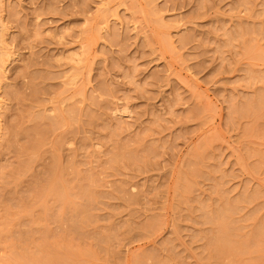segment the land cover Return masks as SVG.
Segmentation results:
<instances>
[{
    "label": "rangeland",
    "instance_id": "1",
    "mask_svg": "<svg viewBox=\"0 0 264 264\" xmlns=\"http://www.w3.org/2000/svg\"><path fill=\"white\" fill-rule=\"evenodd\" d=\"M1 5L0 264H264V0Z\"/></svg>",
    "mask_w": 264,
    "mask_h": 264
},
{
    "label": "bare ground",
    "instance_id": "2",
    "mask_svg": "<svg viewBox=\"0 0 264 264\" xmlns=\"http://www.w3.org/2000/svg\"><path fill=\"white\" fill-rule=\"evenodd\" d=\"M4 1V0H3ZM1 3H2V0H0V8L2 7L3 8V6L1 5ZM1 8V9H2ZM3 10V9H2ZM6 16V15H5ZM3 17L4 16H1L0 15V90H2V93H3V95L4 96H9V97H12L13 99H15L16 100V98L18 97V95H17V92L16 93H14L13 91H11V92H9V90L8 91H6L5 89L6 88H4V87H6V82H4V80H6L5 78H6V74H7V71H8V65H9V63H10V58H11V56H12V53H11V51H10V48H9V45L7 44V41L8 40H6V33H5V31H6V28L8 29V27L7 26H5L3 23H4V21L5 20H3ZM6 18H7V16H6ZM8 20V19H7ZM6 23V22H5ZM23 40V39H22ZM31 84V83H30ZM31 86H32V84H31ZM3 88H4V90H3ZM37 89V88H36ZM13 92V93H12ZM33 94V93H32ZM37 94V92L35 93V95ZM1 97V96H0ZM34 98H36V96H33ZM3 103H5V101L4 102H2L1 100H0V108L2 109V106H4V105H2ZM56 106H54L52 109H49V110H52V111H54L53 109L55 108ZM4 109H6V108H4ZM5 111V110H4ZM46 111V110H45ZM5 114V113H4ZM44 116V115H43ZM8 117V116H7ZM56 117H58V116H56ZM54 119H55V117H54ZM53 119V117H52V120L50 121V122H52V123H49L48 124V126L51 128V127H53V125L55 124V123H57L58 124V121H53L54 120ZM6 123V122H5ZM4 123V124H5ZM43 124V123H42ZM7 125V124H6ZM8 126V125H7ZM19 130H20V127L18 126V124H16V123H9V126L7 127V128H5V130H4V132H3V130H2V132L3 133H0V140L1 141H3V142H0V155H4L5 154V152H11V148H12V146L15 144L16 146H19V148H17V150L19 151V155H18V157L16 158V161H14V163H8V171H3V172H1V175H0V207L2 208V203H4L5 201H7L6 200V194H7V192L9 193V192H11L12 191V189H11V187L10 188H8V185H12V183H13V186H15L16 184H18V183H16L18 180H19V178H21V176H23L24 174H27V172L31 169V167H33L32 166V163H34L33 162V157H30V158H22L23 157V155H24V153L29 149L30 150V148L27 146V145H25V146H22L21 144H20V141L17 139L18 137H17V133L19 132ZM37 135H39L40 136V138H43V136H44V134L46 133L45 132V130L44 129H41V128H36L35 129V131H34ZM32 142H33V144H32V146H30L31 147V149L34 147V146H36V143H38V142H40L39 140H32ZM15 149V148H14ZM15 151V152H18V151ZM36 150V149H35ZM37 152V151H36ZM39 152L40 151H38V153H36V156H37V158H38V160L40 159L39 158ZM36 159V158H35ZM2 160V159H1ZM42 161V160H41ZM36 163H38V162H36ZM1 165V164H0ZM13 165H15V167H13L12 169H10ZM34 165H35V163H34ZM34 168V167H33ZM1 169H5L4 168V166H3V168H1ZM0 169V170H1ZM6 169H7V167H6ZM15 176L13 179H12V181H9V177H12V176ZM9 178V179H8ZM30 179V178H29ZM55 188H52V191L54 190ZM33 190V189H32ZM58 191V190H57ZM54 193H56L55 191H53ZM13 193H15L14 191H13ZM55 195H58V194H55ZM54 196V195H53ZM24 198V197H23ZM55 198H56V196H55ZM54 198V199H55ZM58 198V197H57ZM20 199H22V198H20ZM20 201V200H19ZM237 208V207H236ZM3 209H5V208H3ZM7 213V212H6ZM38 216V215H37ZM224 218V217H223ZM20 219V218H19ZM24 219V218H23ZM39 219V218H38ZM21 223V222H20ZM20 231H22V230H20ZM23 232V231H22ZM19 234H21V233H19ZM24 234H26V232L25 233H22V235H24ZM227 237V236H226ZM217 238H220L219 237V235H218V237ZM225 239V238H224ZM211 239L209 238V241H210ZM219 239H217V243H220L219 241H218ZM211 241H213V239L211 240ZM225 241V240H224ZM216 243V242H215ZM223 243V242H222ZM225 243V242H224ZM227 243V242H226ZM218 245V244H217ZM225 245V244H224ZM55 246V245H54ZM222 247H223V245H222ZM218 248H220V247H218ZM220 249H222V248H220ZM217 252V251H216Z\"/></svg>",
    "mask_w": 264,
    "mask_h": 264
}]
</instances>
